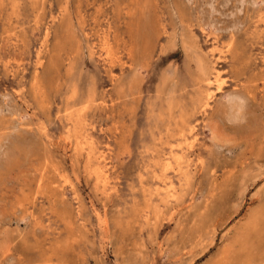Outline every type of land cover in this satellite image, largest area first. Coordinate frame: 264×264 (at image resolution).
<instances>
[{
  "label": "rangeland",
  "instance_id": "374dc122",
  "mask_svg": "<svg viewBox=\"0 0 264 264\" xmlns=\"http://www.w3.org/2000/svg\"><path fill=\"white\" fill-rule=\"evenodd\" d=\"M0 264H264V0H0Z\"/></svg>",
  "mask_w": 264,
  "mask_h": 264
},
{
  "label": "bare ground",
  "instance_id": "6f19581e",
  "mask_svg": "<svg viewBox=\"0 0 264 264\" xmlns=\"http://www.w3.org/2000/svg\"><path fill=\"white\" fill-rule=\"evenodd\" d=\"M240 101H241V99L238 97V96H236V95H232V96H230L229 98H228V104L230 105V107L232 108V110H231V113H232V115H234V116H236L237 115V113H238V110H239V108H240V106H241V103H240ZM167 166V165H166ZM182 166V165H181ZM168 167V166H167ZM168 170H171V169H168ZM181 170V169H180ZM103 171V170H102ZM178 171V170H177ZM173 172V171H172ZM179 172V171H178ZM104 173V172H103ZM185 173V172H184ZM178 174H180V173H178ZM177 174V175H178ZM154 175V174H153ZM98 176V175H97ZM99 178V177H98ZM182 179H183V176H182ZM181 179V180H182ZM63 180V179H62ZM174 193H175V191H173ZM175 195V194H174ZM169 199H171V198H169ZM173 199V198H172ZM171 206V205H170ZM102 221V220H101ZM104 225V224H103Z\"/></svg>",
  "mask_w": 264,
  "mask_h": 264
}]
</instances>
